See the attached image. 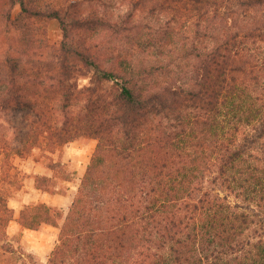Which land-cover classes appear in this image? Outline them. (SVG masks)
<instances>
[{
    "label": "rangeland",
    "instance_id": "374dc122",
    "mask_svg": "<svg viewBox=\"0 0 264 264\" xmlns=\"http://www.w3.org/2000/svg\"><path fill=\"white\" fill-rule=\"evenodd\" d=\"M23 1L27 9L45 14L58 10L65 22L72 26L76 24V27L71 37L73 43L67 45L73 51L66 52L64 33L58 20L24 13L21 0H0V70L3 71L0 72V198L11 210V216L7 215V219L0 223V264H51L53 252L61 246L62 229L82 190L89 166L99 153L100 136H109L119 149H126L128 145L125 129L120 126L110 129L106 123L103 124L106 105L109 107L112 103L114 111L118 107L125 108L119 101L123 85H129L141 94L142 91L163 88L178 91L193 88L195 77L186 74L187 70L195 65L198 72L200 60L196 55L222 42L225 36L222 29L228 26L222 27L219 23L207 31V36V29H203L202 37L198 38L195 36V22L182 19L177 20L178 23L172 22L175 34L169 36L166 23L170 14L161 10L152 12V5L147 8L134 6L138 0ZM229 12L232 13L230 10L226 14L231 16ZM90 16L98 19L108 16L115 23L78 28ZM219 18L217 15L214 17L215 21ZM263 19L264 7L240 18L241 27L238 30L247 27L246 21L252 27ZM252 41L245 40L242 46L254 47ZM259 47L264 52V43ZM94 60L106 71L116 73L117 81L100 78L91 64ZM13 69L14 74L11 73ZM195 76L197 78V74ZM13 82L24 85V96L40 98L43 109L39 116L41 119L34 113L14 112L5 107L3 101L13 94L22 95L19 89H12ZM192 105L187 103L175 113L185 116L182 125L181 121L173 118V111L155 112L150 117V128L154 126L155 131L153 134L143 131L140 138L141 141L150 139L157 145V149L161 150L159 156H164L168 164L172 163L169 170H173L176 176L195 170V184H201L204 191L220 198V204L227 213H245L248 216L247 224L242 227V239L246 245L238 253L223 255L225 260L238 264L237 258L250 251L256 256L258 249L262 251L260 246L264 247V201L238 189H230L220 178L215 166L217 150L213 146L217 139L213 134L206 139L200 132V129L204 130V117L199 120L192 117L199 113ZM189 116L198 121L194 127L186 125ZM68 120V131L71 132L69 136L65 134L67 139L58 142L57 146L50 144L46 134L41 137L42 131L62 128ZM182 128L188 132L193 129L195 134L188 139L191 146H185L186 149H183L182 138H177ZM98 130L99 135H96ZM213 130L207 132L212 133ZM228 135L225 142L234 140L235 144L244 143L245 138L255 135V131L241 125L239 131L230 130ZM254 139L255 142L250 144L252 148L248 150V154H252L249 162L260 170L259 175H263L264 138ZM25 146L29 147L25 155H19L14 150ZM113 156H117L116 159L111 158L113 162L120 157L115 152ZM103 166L101 170L106 168ZM122 173L118 176L125 179L127 173L123 168ZM106 175L109 174L102 176ZM113 182L118 184L119 179L115 177ZM94 188H87V192H93L88 200L95 197L99 205L88 202L87 210L98 217L96 228L101 234L99 241L106 242L102 248L108 258H112L108 264L109 261L110 264H161L164 254L156 248L154 238L158 235L157 229H153L158 220H146L140 215L144 210L140 203L141 185L129 194L124 193L120 185L107 187L106 194ZM201 195L197 193L195 198ZM42 206L53 209L51 220H37L32 226L35 229L28 228L29 223L23 221L28 211ZM40 221L47 223L39 225ZM127 221L130 222L128 225ZM75 232L77 235L65 247L69 253L59 258L58 264H98L102 258L97 255L102 257V253L97 250L96 255L89 259L88 253L92 254L94 248L88 253L81 251L87 243L84 240L86 235L78 234V228ZM107 246L111 250H106Z\"/></svg>",
    "mask_w": 264,
    "mask_h": 264
},
{
    "label": "trees",
    "instance_id": "16d2710c",
    "mask_svg": "<svg viewBox=\"0 0 264 264\" xmlns=\"http://www.w3.org/2000/svg\"><path fill=\"white\" fill-rule=\"evenodd\" d=\"M136 5L143 8L152 5V12L156 10L168 12L170 17L166 23L168 29L166 33L169 36L175 34L172 22L178 23L182 19L195 22L197 27L195 36L198 38L202 37L203 29H207L205 33L207 36V31L219 23L222 27L228 26V28L222 29L225 33L222 42H219L213 49L199 52L196 55L200 60L198 72L195 70V65H192V69L187 70L186 74H193L195 77L196 82L193 84V88L188 90L183 88L180 91L163 88V90L142 91L141 94L129 85H123L119 101L125 108L118 107V110L114 111L111 109L112 103L109 107L106 105L103 124L106 123L107 128L110 129L117 126L125 129L126 138L129 140L128 145L126 149H119L117 144L111 142L109 136H100L102 143L99 145V153L89 166L82 190L62 229L61 246L53 252L51 264H58L59 258L69 253L65 247L71 243L74 235H77L75 232L77 228L80 231L78 234L86 235L84 240L87 242L80 250L88 253L94 248L93 253H88L87 257L91 259L90 256H95L98 250L102 253V257L97 255L98 258H102L98 264H108V260L112 258L109 256V259L106 251L102 248L106 242L100 243L99 241L101 234H98L96 228L98 217L92 216L87 210L88 202L91 204L95 202V206H98L99 201L95 197L89 201L88 197L93 192L86 190L89 186H94V190H101L106 194L107 187L116 188L118 185L126 194L134 191L137 185H141L139 189L140 203L144 210L140 215L146 220L153 218L158 220L153 229H157L158 235L157 238H154L156 248L164 254L161 264H233L231 261L225 260L223 255L238 253L246 245V241L242 239V227L247 224L248 216L245 213H227L226 208L220 204V198L204 191L201 184H195L193 175L195 170H189L176 176L173 170H169L172 163L168 164L164 156H159L161 150L157 149V145L150 142V139L141 141L140 136L143 131L151 134L155 131L154 126L150 128L152 126L150 117L155 112L173 111L175 114L177 111H181L187 103H192L199 113L191 116H195L196 120L204 117L202 121L204 130L200 129V132H203L206 139L209 134H213L217 139V143H214L213 146L217 150L215 166L220 178L224 179L230 189H238L237 191H242L254 199L259 198L264 201V172L263 175L262 173L259 175L258 171L260 170L249 162L252 154H248V150L252 148L250 144L255 142L254 138L259 140L264 138V52L262 49L259 50L260 44L264 43V19L257 21L252 27L246 21L247 27L238 30V27H241L240 18L250 16L252 12L263 8L264 0H138V4L134 6ZM21 6H23V12L30 16H43L58 20L62 25L66 52L73 51L68 49L67 45L71 46L73 43L71 37L76 24L72 26L71 23L65 22L58 10L47 14L43 11L30 10L25 7L23 0H21ZM230 10L232 13L229 12V14L232 15L228 16L226 13ZM215 15L220 17L219 21H215ZM102 17L99 19L93 16L86 17L78 28L83 25L110 26L115 23L108 16ZM228 22L229 25H227ZM203 25H205L204 28H202ZM245 40H253L251 45L254 47L242 46ZM91 64L96 68L100 78L117 81L116 73L106 71L95 60ZM14 69L11 71L12 74H14ZM0 72L3 71L0 70ZM142 75L143 72L140 76ZM30 81L33 80L28 82ZM126 82L129 84L128 80ZM11 87L13 90L19 89L22 95L13 94L10 99L3 101L7 109L20 113L27 111L38 117L42 115L40 98L24 96V85H19L18 82H13ZM95 113L97 114V112ZM180 115L183 116V120H179ZM191 116H189L186 125L194 127L198 121L196 122ZM173 118L178 122L181 121L180 125L184 124L186 120L181 113L175 114ZM69 122L70 120L65 121L62 128L54 127L52 131H42L41 137L46 134L50 144L57 146L58 142L67 139L66 135L71 132L68 131ZM190 122L193 123L190 124ZM241 125L252 128L255 131V137L245 138L246 143L237 142L235 144L234 140L230 143L225 142L229 136L228 131L234 129L239 131ZM210 129H214L212 133L207 132ZM189 131L182 128V132L177 134V138H182L183 147L191 146L188 139L193 138L195 134L193 129ZM98 132L99 130L96 135H99ZM14 150L19 155H25L29 147L25 146L23 149ZM114 152L120 155L116 162L111 159L117 157L113 156ZM152 156L154 157L152 158ZM199 159L201 160V158ZM102 166L106 168L101 170ZM122 168L124 173H127L125 179L118 176L123 174ZM189 172L190 174H188ZM103 174L109 175L102 176ZM113 177L119 179L118 184H114ZM197 193H202V195L195 198ZM227 208L230 207L227 206ZM52 213L53 209L42 206L32 211L29 210L27 218H24L23 221L26 224L29 223L30 227L28 228L35 229L32 227L33 222L43 218L51 220ZM7 215L11 216V210L4 199L0 198V223L7 219ZM126 220L127 217L124 218V221ZM43 223L47 222L40 221L39 225ZM77 239H79L78 236ZM260 248L262 251L258 249L257 252L260 254L256 253V256L253 254L254 252L250 251L245 253L242 258H237L238 264H264V247L260 246ZM106 250H111V247L107 246ZM163 250L167 253L165 254ZM87 257L86 263L89 262Z\"/></svg>",
    "mask_w": 264,
    "mask_h": 264
}]
</instances>
